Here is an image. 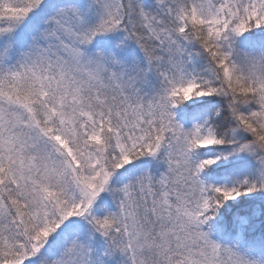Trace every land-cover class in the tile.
<instances>
[{
    "label": "snow or ice",
    "instance_id": "1",
    "mask_svg": "<svg viewBox=\"0 0 264 264\" xmlns=\"http://www.w3.org/2000/svg\"><path fill=\"white\" fill-rule=\"evenodd\" d=\"M0 264H264V0H0Z\"/></svg>",
    "mask_w": 264,
    "mask_h": 264
}]
</instances>
